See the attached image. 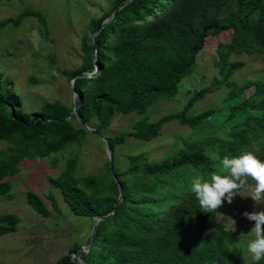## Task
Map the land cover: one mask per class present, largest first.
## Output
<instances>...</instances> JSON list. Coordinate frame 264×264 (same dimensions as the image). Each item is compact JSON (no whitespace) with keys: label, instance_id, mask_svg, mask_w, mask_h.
Masks as SVG:
<instances>
[{"label":"trees","instance_id":"trees-1","mask_svg":"<svg viewBox=\"0 0 264 264\" xmlns=\"http://www.w3.org/2000/svg\"><path fill=\"white\" fill-rule=\"evenodd\" d=\"M123 1L111 0L107 12L90 20V31ZM26 19H35L41 35L46 34V19L36 10L26 9L0 27L17 28ZM226 31H230V39L215 47L218 74L209 85L190 91L181 110L154 122L142 117L131 131L108 138L113 158L116 146L127 138L149 142L171 121L196 132L195 137L182 141L170 161L152 164L145 155L137 154L128 156L123 171L113 164L121 200L113 214L98 223L93 245L83 256L88 263L243 264L230 248L237 234L221 225L210 230V214L199 210L190 190L173 195L175 204L164 210L159 208L165 202L160 192L167 184L163 180H192L195 176L207 180L213 173L225 175L220 164L224 156L251 151L264 161V81H232L244 64L231 60L233 56H264V0H132L97 34V73L92 78H77L74 85L83 96L79 107L82 120L87 125L95 120L93 128L103 132L115 114L143 115L158 99L174 98L180 81L196 68V57L207 37ZM80 51V66L61 74L70 77L93 70L89 36L82 37ZM222 88L226 89L224 114L219 116L220 108L190 114L196 102ZM71 109L60 102H45L38 111L23 113L13 81L0 73V142L12 146L0 151V199L11 198V185L5 179L19 173L22 160L47 158L79 144L84 130L73 124V116L65 121ZM77 163L76 155L68 158L51 184L74 215L92 220L95 215L108 214L118 196L108 163L104 175L81 178L75 174ZM25 197L38 215L49 216L36 193L27 191ZM48 199L53 211L59 213L51 193ZM17 224L14 214H1L0 236L15 233ZM78 249H70L55 264H75L71 254Z\"/></svg>","mask_w":264,"mask_h":264},{"label":"rangeland","instance_id":"rangeland-1","mask_svg":"<svg viewBox=\"0 0 264 264\" xmlns=\"http://www.w3.org/2000/svg\"><path fill=\"white\" fill-rule=\"evenodd\" d=\"M110 7L111 0H0V23L16 18L26 9L39 11L46 19V34L43 36L35 19H26L17 28L10 25L0 27V73L13 81L23 113L36 112L45 102L72 106L69 77L61 72H71L80 66L81 39L83 36L91 38L92 35L90 20L101 17ZM229 39L230 31L208 36L203 50L196 57V68L180 81L174 98L158 99L143 115L135 112L115 114L110 126L102 132L103 135L109 138L131 131L135 122L142 117L154 122L164 114L181 110L190 91L209 85L217 76L215 47ZM231 60L244 64L234 74L232 81H264V56H233ZM225 92L226 89L222 88L208 94L194 104L190 114L220 108L221 116L224 114L222 100ZM73 124L78 126L76 120H73ZM94 124L95 120H91L88 125L93 128ZM191 135L195 137L196 132L171 121L162 127L158 137L149 142L129 137L122 145L116 146L113 164L118 171H123L128 165V156L137 154L145 155L152 164L170 161L181 148L182 141L189 140ZM10 147L0 142V151ZM73 155L78 157L75 170L77 178L105 174L108 159L104 143L96 136L84 134L79 144H73L55 155L22 160L19 173L5 179L11 185L12 196L10 199H0V215L14 214L18 224L15 233L0 236V264H55L70 249L88 244L91 220L74 215L63 201L59 189L50 182L60 174L67 159ZM163 181L167 184L160 193L165 196V202L160 203L159 208L164 210L175 204L173 195L190 190L191 180ZM251 187L243 189L241 196H235L231 204L225 201L217 212L209 213L208 221L210 230L221 225L237 234L230 248L243 264L254 262L246 248L247 242L254 238L250 232L254 222L247 220L242 213L264 208V204L254 205L248 197ZM27 191H33L44 201L50 212L48 217L38 215L27 204ZM49 193L54 196L59 213L53 211Z\"/></svg>","mask_w":264,"mask_h":264},{"label":"clouds","instance_id":"clouds-1","mask_svg":"<svg viewBox=\"0 0 264 264\" xmlns=\"http://www.w3.org/2000/svg\"><path fill=\"white\" fill-rule=\"evenodd\" d=\"M220 164L225 175L213 173L207 180L200 176L191 180L190 191L201 212H217L225 201L231 204L235 196H241V190L248 188L249 180L253 181V185L248 197L254 205L264 204V161L258 159L253 152L247 151L234 157L224 156ZM242 215L254 222L250 230L254 238L247 242L246 248L253 260L259 264L264 260V208L259 211H245Z\"/></svg>","mask_w":264,"mask_h":264},{"label":"water","instance_id":"water-1","mask_svg":"<svg viewBox=\"0 0 264 264\" xmlns=\"http://www.w3.org/2000/svg\"><path fill=\"white\" fill-rule=\"evenodd\" d=\"M131 1L132 0H124L122 3H120L113 10L110 17L104 19L100 23V25L92 32L90 39H91V55H92V62H93V70L91 72H76L68 78V84H69V87H70L71 92H72V106H71L72 109H71L69 115L66 117L65 121H68L73 116L75 118V120L77 121L78 125L80 126V128L84 130L85 134L96 136L102 140V142L105 145V151H106V155H107V159H108V167L110 169V174H111L113 180L115 181V183L117 185V190H118V196H117L116 202L114 203V207L111 210V212H109L106 215H95L92 218V220H91V223H92L91 224V233H90L88 244L86 246L80 247L77 252H74L71 254V261L75 264H90L86 260H84L83 256L88 253V251L90 250V248L93 245L98 223L102 220L109 218L113 214L114 208L116 207V205H118V203L121 200L122 190H121V186L117 180V177L115 176L114 171H113L112 150L110 148L108 138L105 137L102 132H99L96 129L87 125L82 120V118L79 114L80 102H82L83 96L76 90L75 85H74V81L77 78H92L97 73V71L99 69V66L96 63V50H95L97 34L101 28H103L109 22H111L115 19L117 12L121 8H123L126 4L130 3Z\"/></svg>","mask_w":264,"mask_h":264}]
</instances>
